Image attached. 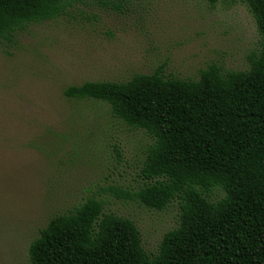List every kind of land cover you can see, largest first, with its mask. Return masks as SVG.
<instances>
[{
    "label": "rangeland",
    "instance_id": "rangeland-1",
    "mask_svg": "<svg viewBox=\"0 0 264 264\" xmlns=\"http://www.w3.org/2000/svg\"><path fill=\"white\" fill-rule=\"evenodd\" d=\"M261 41L243 0H82L55 20L0 38V264H29L40 230L89 198L133 220L144 249L157 254L179 224V200L155 211L110 191L144 186L152 139L114 117L108 104L64 91L160 67L190 79L211 64L247 70Z\"/></svg>",
    "mask_w": 264,
    "mask_h": 264
},
{
    "label": "trees",
    "instance_id": "trees-1",
    "mask_svg": "<svg viewBox=\"0 0 264 264\" xmlns=\"http://www.w3.org/2000/svg\"><path fill=\"white\" fill-rule=\"evenodd\" d=\"M80 1L0 0V38L55 20ZM243 2L262 37L247 70L211 64L190 79L160 67L126 82L88 81L64 91L108 104L114 117L152 139L144 186L110 191L155 211L179 200V224L158 253L144 249L133 220L89 198L50 219L30 244L29 264H264V0Z\"/></svg>",
    "mask_w": 264,
    "mask_h": 264
}]
</instances>
